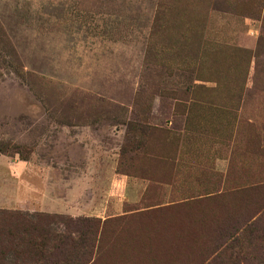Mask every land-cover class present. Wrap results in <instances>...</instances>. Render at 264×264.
Wrapping results in <instances>:
<instances>
[{
	"label": "rangeland",
	"instance_id": "374dc122",
	"mask_svg": "<svg viewBox=\"0 0 264 264\" xmlns=\"http://www.w3.org/2000/svg\"><path fill=\"white\" fill-rule=\"evenodd\" d=\"M7 213L89 221L45 264H264V0H0Z\"/></svg>",
	"mask_w": 264,
	"mask_h": 264
},
{
	"label": "trees",
	"instance_id": "16d2710c",
	"mask_svg": "<svg viewBox=\"0 0 264 264\" xmlns=\"http://www.w3.org/2000/svg\"><path fill=\"white\" fill-rule=\"evenodd\" d=\"M0 220L17 229L15 233L10 234V237L17 240L19 247L28 249L38 258L34 264H45L44 262H47L49 258L43 259V255L46 257L60 253L72 255L79 252H91L95 248V235L92 233V227L89 225L85 233L78 229L86 227L84 222L89 221H67L59 217L23 213L2 214ZM58 225L64 227V230L56 231L54 228ZM71 227H74V230ZM52 263L57 264V261H52ZM87 263L88 259L82 262V264Z\"/></svg>",
	"mask_w": 264,
	"mask_h": 264
},
{
	"label": "bare ground",
	"instance_id": "6f19581e",
	"mask_svg": "<svg viewBox=\"0 0 264 264\" xmlns=\"http://www.w3.org/2000/svg\"><path fill=\"white\" fill-rule=\"evenodd\" d=\"M179 221H180V220H179ZM180 222H181V221H180ZM176 235L178 236L179 234L176 233ZM175 237H176V236H175ZM160 242L162 243V241H160ZM163 242H164V241H163ZM161 243H159V246L161 245ZM162 244H163V243H162ZM189 244H190V243H189ZM164 245H165V244H164ZM187 245H188V244H187ZM176 249H177V248H176ZM176 249H173V252H174V253H175L176 251H177V253H178V250H176ZM171 250H172V249H171V247H170V251H171ZM175 250H176V251H175ZM166 251H169V249L166 250ZM166 251H164L165 254L167 253ZM157 252H158V251H157ZM150 253H151V252H150ZM158 254L160 255V252H159ZM165 254H164V255H165ZM167 254H168V253H167ZM167 254H166V255H167ZM169 254H170V253H169ZM169 254H168V255H169ZM162 255H163V252H162ZM162 255H161V256H162ZM175 255H176V254H175ZM175 255L173 256L174 258H175ZM170 256H171V254H170ZM170 256H169V257H170ZM177 256H179V253H178ZM153 257H154V256H153ZM166 257H167V256H166ZM173 257H172V258H173ZM140 258H141V257H140ZM159 258H161V257H159ZM163 258H164V257H163ZM170 258H171V257H170ZM170 258H169V259H170ZM142 259L145 260V258H142ZM167 259H168V257H167ZM169 259H168V260H169Z\"/></svg>",
	"mask_w": 264,
	"mask_h": 264
}]
</instances>
